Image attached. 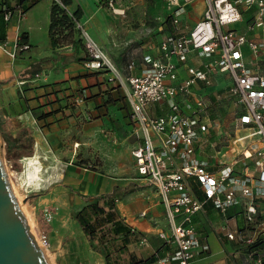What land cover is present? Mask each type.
<instances>
[{
    "label": "built area",
    "instance_id": "obj_1",
    "mask_svg": "<svg viewBox=\"0 0 264 264\" xmlns=\"http://www.w3.org/2000/svg\"><path fill=\"white\" fill-rule=\"evenodd\" d=\"M162 1L158 18L170 29L139 72L133 60L121 71L76 22L85 66L110 70L108 79L126 88L135 168L165 206L169 229L158 236L171 248L145 264H189L209 250L196 220L209 210L220 215V237L233 245L229 264H264V0H204L191 26L182 15L196 0ZM12 14L6 8L4 18ZM16 45L13 56L29 48ZM219 73H226L222 80ZM74 97L83 104L86 91ZM224 98L235 118L230 133L217 114ZM37 238L48 250V238Z\"/></svg>",
    "mask_w": 264,
    "mask_h": 264
},
{
    "label": "crops",
    "instance_id": "obj_2",
    "mask_svg": "<svg viewBox=\"0 0 264 264\" xmlns=\"http://www.w3.org/2000/svg\"><path fill=\"white\" fill-rule=\"evenodd\" d=\"M15 1L16 9L12 17L6 20L3 16L5 25L0 27V34L5 33L6 37L4 41H0V131L12 132L14 135L22 126L26 125L33 129V123L42 124L45 119L52 118L53 114L36 118L33 110L40 106L39 108L48 113L51 109L46 103L49 99L54 100L55 95L66 91L74 97L80 90L89 92L87 85L91 78L86 76L84 61L76 60L77 57L86 55L85 50L76 44L55 47L51 42L49 25L53 0ZM79 1L77 3L75 1L70 8H75L76 5V9L81 8L79 23L89 30L92 36L97 32L96 29L101 27L103 19L95 9V0ZM205 2L196 0L189 6L186 14L182 15V20L187 26L193 25L201 18ZM164 10V3L161 0L158 16L163 14ZM23 32L28 35L29 48L18 50L17 55L13 56L12 52ZM157 49L158 45L154 55ZM129 61H126V65ZM261 61L264 69V55L261 56ZM136 65L135 72H139L145 64ZM99 72L100 70H96L97 82L91 84L93 85L91 89H99V86L102 88L103 81L100 77L103 74ZM52 104L54 108L59 107L57 101ZM61 114H63L61 111L56 112L57 116ZM34 139L33 154L37 146L40 147L39 140L35 137ZM136 141L135 138L133 146L136 145ZM26 157L28 156H24L23 160ZM135 174V178L131 177L123 182L113 175L100 172L93 174L71 166L65 178L70 184L77 185L79 190L72 186H67L69 190H66L67 187L65 189L56 185L51 189L45 188L46 192L37 196L33 197V194H30L28 202L33 210L37 228L49 240L47 251L52 264H105V257L91 246L89 236L75 215L88 203L79 193L95 196L113 191L117 186L121 188L116 191L114 197L113 210L117 219L128 227L135 228L146 238L145 240L132 238L126 244L125 253H121L124 258L129 259L126 264L134 258H146L156 251L162 254L171 248L158 236L160 229H169L163 200L151 183L137 173L136 168ZM133 184H136L135 187L125 191L124 188ZM39 188H33V193L41 191ZM99 202L104 204L105 200L101 199ZM49 208L57 209L56 213L52 214ZM143 211H146V216L140 215ZM49 214L50 219L47 218ZM196 218L202 239L209 243V250L199 251L189 264H229L227 254L233 249V245L226 238L220 237V215L215 210H209Z\"/></svg>",
    "mask_w": 264,
    "mask_h": 264
},
{
    "label": "rangeland",
    "instance_id": "obj_3",
    "mask_svg": "<svg viewBox=\"0 0 264 264\" xmlns=\"http://www.w3.org/2000/svg\"><path fill=\"white\" fill-rule=\"evenodd\" d=\"M75 1L80 2L73 0L74 4ZM15 2L0 0V9L7 8L13 12L16 9ZM94 5L103 23L91 37L102 46L111 62H115L124 73L127 71L128 60H133L136 64L147 63L154 56L159 39L169 32L168 26L162 24L158 18L161 0H114L113 4H110V0H95ZM76 7L70 10L75 11ZM190 16L193 19L192 14ZM83 28L87 30L84 26ZM76 38H81L80 30ZM66 46L68 45L62 47ZM76 46L84 50L82 38ZM85 70L86 76L91 77L88 80L89 92H86L85 103L80 105L74 103L72 95L64 91L46 103L51 109L48 113L39 108L40 106L33 110L36 118L43 114H53L52 118L45 119L42 124L33 123V134L39 140L40 160L43 163L40 190L51 189L56 185L64 188L72 186L79 190L77 185L70 184L65 178L71 166L93 174L100 172L113 175L123 182L136 177L131 153L136 136L132 134V115L126 101V88L117 81L109 80L111 71L103 68L99 72L103 74L100 77L103 81L102 88L99 86V89H91L93 86L91 84L97 82L98 73L96 69L88 66H85ZM225 75L226 73H219L216 78L222 80ZM56 101L59 107L54 108L52 103ZM219 103L223 106L217 109L222 128L224 132L230 133L235 119L232 107L227 106L231 102L224 98ZM58 111L63 114L57 116ZM229 137L228 135L225 138ZM0 139L12 184L17 189L15 193L24 207L33 232L40 237L42 233L37 228L33 210L28 202L33 188H28L21 179L24 156L17 159V163L7 159L6 140L1 131ZM48 210L52 214L57 211L52 208ZM100 234L101 232H97L94 240L90 239L91 246L105 257L98 237ZM120 236L111 234L106 238L105 246L110 252L111 264H126L129 261L121 255L126 249L120 251L116 249L122 245Z\"/></svg>",
    "mask_w": 264,
    "mask_h": 264
},
{
    "label": "trees",
    "instance_id": "obj_4",
    "mask_svg": "<svg viewBox=\"0 0 264 264\" xmlns=\"http://www.w3.org/2000/svg\"><path fill=\"white\" fill-rule=\"evenodd\" d=\"M73 4V0H60V2L53 1L50 13V25H49V36L53 46L62 47L64 45L77 44L81 41V38H76L78 29L76 27V22L81 17V8H77L75 11H71L69 8ZM10 10V9H9ZM6 8L0 9V27L5 25L3 20ZM170 29V28H169ZM6 39L5 33L0 34V41ZM28 43V35L26 32L21 34V39L19 44ZM87 56L77 57L78 61H85ZM49 114H43L40 117H46ZM1 129V128H0ZM32 130L29 126H22L16 131L14 135L12 132H3V136L6 140V157L14 162L23 156H31L34 151V136ZM17 163V162H16ZM124 188L125 191H129L132 187ZM121 189L119 186L115 187V190L109 192H103L101 194L87 195L79 193L88 203L84 205L81 209L76 212L75 218L89 235L91 240H94L97 232H101L98 236L99 241L102 244V250L105 254L106 264H111L112 259L110 258V252L106 248L107 237L111 234L116 236L121 235V246H118L119 251L125 249L126 244L134 239H141L144 234H140L137 230L128 227L124 222L120 221L116 217V213L113 210L114 207V197L116 191ZM46 192V190H41L34 192L33 197ZM95 198V199H93ZM92 199V200H91ZM105 200L104 204H101L99 200ZM108 206V209H106ZM99 230V231H98ZM98 247V246H96ZM153 255H148L146 258H134L129 264H145L152 261ZM116 264V263H114Z\"/></svg>",
    "mask_w": 264,
    "mask_h": 264
},
{
    "label": "water",
    "instance_id": "obj_5",
    "mask_svg": "<svg viewBox=\"0 0 264 264\" xmlns=\"http://www.w3.org/2000/svg\"><path fill=\"white\" fill-rule=\"evenodd\" d=\"M17 197L0 139V264H52Z\"/></svg>",
    "mask_w": 264,
    "mask_h": 264
},
{
    "label": "bare ground",
    "instance_id": "obj_6",
    "mask_svg": "<svg viewBox=\"0 0 264 264\" xmlns=\"http://www.w3.org/2000/svg\"><path fill=\"white\" fill-rule=\"evenodd\" d=\"M39 147L37 146L36 151L33 155L24 158V169L21 172L22 182L27 185L28 188H39L42 184V164ZM16 192V187L13 184ZM17 193V192H16ZM24 209V207H23ZM25 211V210H24Z\"/></svg>",
    "mask_w": 264,
    "mask_h": 264
}]
</instances>
